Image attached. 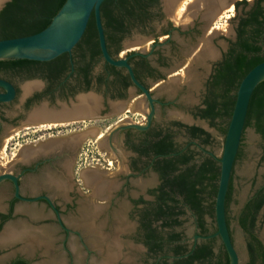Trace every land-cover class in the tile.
Wrapping results in <instances>:
<instances>
[{
  "label": "flooded vegetation",
  "instance_id": "flooded-vegetation-1",
  "mask_svg": "<svg viewBox=\"0 0 264 264\" xmlns=\"http://www.w3.org/2000/svg\"><path fill=\"white\" fill-rule=\"evenodd\" d=\"M160 11L159 3L158 11L156 10L157 17L161 16ZM174 26L168 23L166 27H162L157 32L153 31L151 21L145 27L134 26L124 34L119 43V50L115 54L117 55L123 50L124 41L129 39L134 31L153 37L147 53L142 51H137L138 53L135 54L132 51L123 52L135 78L149 91L153 99L152 105L142 91L132 83L125 68L109 65L101 55L85 56L78 62V58L73 52L74 48L61 65L57 62H50L52 60L38 61L39 63L34 66V69L16 74L24 84L35 80L40 81V84L37 83L40 90L28 97L22 105L25 111L42 98L53 101L57 97L65 98L80 90H94L102 97L103 108L99 118L57 124L54 127L57 134L54 139L59 136L63 137L66 132L72 131L67 129L72 125H75L80 131L96 121H101L102 124L98 126L101 131L103 127H106L104 122L112 118V115L109 114L118 109H124L125 113H131L130 108L137 109L140 112L135 113L141 118L133 119L125 114L114 123L112 128L111 126L107 128L109 131L106 135H98V138L103 136L100 141L103 153L108 157L116 155L114 161L118 159V161L122 160L126 163V167L120 169V175H123L122 172H124V176L119 182V191H116V185L107 175V171L111 170L113 163L106 158L102 159L105 163L101 165L107 171H97V173L99 172L105 180L110 181V185L114 187L109 188L111 190L107 189L102 195L94 194L95 191L92 188L93 185L90 184L88 175L96 170L84 169L81 173L76 170L75 163L81 155L92 157V154L86 153L91 150L86 148L84 151L83 140L79 141L78 138L70 137L73 139L72 145L57 147L53 151L33 155L27 159L17 155L6 162L8 165L0 174H10L16 177L18 191L16 192L12 180L4 179L0 182V233L4 230L1 236L10 227L19 233L23 231L15 229L13 226L6 227L7 224L14 223L24 226L30 232L45 235L47 238L43 245H36L31 252L17 251L6 260H0V264H35L36 261H40L39 264H48L50 258L56 262L61 260L62 264H76L75 253L69 249V241L71 237H76L84 246L86 253L89 254L88 244L84 238L86 237L85 231L87 234H91V224L88 226V223L84 224L83 221L86 220L84 216L90 213L89 210L94 207L99 210L93 223L95 234L100 232L103 235L110 233V236L118 237H141L143 230L139 229L140 216L146 206L154 202L152 190L160 184L159 175L154 170L156 158L152 151L155 134L158 132L162 133L161 136L167 132L172 133L171 139L174 147H179L180 152L187 149L191 151L194 163L200 162L204 157L220 159L208 149L214 143L211 132L197 124L206 123L208 128H215L219 122L222 127L226 124L227 119L223 113L211 120L203 117L202 111L206 108L207 102L212 100V91L218 95L223 93L224 86L215 87L213 81L220 64L229 57V50L237 40L236 28L233 29V38L226 41L225 50L217 48L216 53L212 52L206 60L198 62L192 60L194 51L197 50L204 33L208 37L207 34L210 31L202 33L203 24L199 19L194 20L193 24H189L184 31ZM176 36L183 37L184 45L176 41ZM111 49L112 52H115L116 46ZM178 64L181 65L180 68L175 70L176 72H171ZM58 65H60L59 69H62H60V76L52 82L49 80L48 74L53 71L51 67H58ZM82 67L83 69H81ZM183 69H186V74L183 73ZM0 78L9 81L16 89V97L13 101L0 103V120L3 124L6 109L18 102L19 93H22V85L18 86L1 74ZM170 85L174 87L173 93L166 92ZM131 89H133L132 95L130 94ZM3 91L0 88V92ZM234 92V89H231L229 94L233 96ZM224 101L225 98H216V111ZM170 108L175 111L174 117L165 114V110ZM157 111H160L163 116L159 122L156 120ZM15 112L17 115L9 120L10 126L17 125L20 120L25 118L24 114L17 112L16 107ZM189 122L192 125L188 124ZM190 127H197L204 133L200 132L196 137H193L187 130ZM221 128L219 132L222 134ZM174 131L183 133L186 137L184 144L177 143ZM60 133L62 135H59ZM50 138L51 135L47 138L39 136L34 139L36 144L32 145L33 151H41L45 150L47 146L49 147L50 142L54 140ZM33 151L24 152L32 153ZM238 158L239 150L236 161ZM154 176H156V182H154ZM133 178L140 180L136 183L139 190L134 195L130 191L127 192L126 200H122L119 197L121 191L130 190L131 185L134 186L131 182ZM144 179L147 180L144 181ZM119 216L122 218L120 219ZM130 222L134 223V229H129ZM102 223L103 226L100 227ZM110 223H114L112 224L114 229L108 228ZM114 226L119 230L115 231ZM216 231L212 228L209 229V235H204L195 226L191 239L186 236L184 231L183 233L189 243H200L214 238V253L220 254L222 250L225 251V248L220 237L215 235ZM229 231L233 241L230 228ZM21 245L19 243V246ZM27 247V251H29L32 248L31 243H28ZM143 247L147 252L146 247ZM147 259L146 263L152 264L151 260ZM87 262L88 260L85 258L84 264H88Z\"/></svg>",
  "mask_w": 264,
  "mask_h": 264
},
{
  "label": "trees",
  "instance_id": "trees-1",
  "mask_svg": "<svg viewBox=\"0 0 264 264\" xmlns=\"http://www.w3.org/2000/svg\"><path fill=\"white\" fill-rule=\"evenodd\" d=\"M65 0H11L0 11V40L35 34L47 27ZM242 6L236 16L237 40L229 50L217 70L213 86L223 85V93L211 92L212 100L207 102L202 116L211 120L219 114L226 116V124L221 128L225 136L234 107L236 90L242 78L257 64L264 62V0H246L235 3ZM159 0H104L100 7V17L104 28L108 51L115 55L124 34L134 26L145 27L156 15ZM248 7L247 10H244ZM116 46L115 52L111 48ZM79 60L85 56L101 55L95 19L91 15L86 30L73 49ZM64 53L50 62L61 65L66 61ZM38 61L26 59L0 60V73L21 74L34 69ZM60 65L53 66L48 74L52 82L60 76ZM52 66V65H51ZM83 69V67L81 68ZM62 70V69H61ZM234 89V95L230 90ZM216 98H225L216 111ZM253 127L264 140V81L254 89L245 120V128ZM196 137L203 132L197 127L187 128ZM155 134L152 151L155 156L154 170L159 175L160 184L152 190L154 202L146 206L139 220L143 235L135 240L146 247V256L152 264H229L225 251L214 253V238L200 243H189L181 228L182 217L188 209L194 224L202 234L209 235L206 217L215 222V197L220 175L219 159L204 157L200 162H192L193 154L188 149L180 152L174 147L172 133ZM207 143V140H205ZM232 179L226 194V220L229 227L228 206L232 198ZM264 206V186L258 189L245 203L238 223L246 236L247 264H264V246L256 234L258 216Z\"/></svg>",
  "mask_w": 264,
  "mask_h": 264
},
{
  "label": "water",
  "instance_id": "water-1",
  "mask_svg": "<svg viewBox=\"0 0 264 264\" xmlns=\"http://www.w3.org/2000/svg\"><path fill=\"white\" fill-rule=\"evenodd\" d=\"M10 1L11 0H0V11L5 7L6 3ZM103 1L104 0H65L58 12L52 17L49 25L43 30L27 36L0 40V60L26 59L31 61H50L64 53H70L82 38L88 21L93 14L99 48L103 60L113 67L125 68L132 83L142 91L152 105L153 99L150 96L149 91L137 81L130 64L127 62L124 55H122L124 50L115 56L111 55L108 51L104 28L100 17V7ZM234 1L236 0H194L188 7V14L194 20L199 19L203 24L202 33H204L207 29L208 23L212 20L217 11L225 5L232 4ZM159 3L165 16L172 17L175 6L167 9L164 0H159ZM206 14H211L207 20L203 19V16ZM177 23L181 30L187 27L186 22ZM174 27L176 28L177 25ZM202 38L208 39L209 37L204 35ZM149 40H153L151 35L134 31L132 37L126 39L123 46L131 45L125 48V50L132 51V53L135 54L138 52L132 49L133 45H140L137 44L140 42L146 44ZM201 55L202 49L198 48L194 51L192 59L198 58V56L201 57ZM262 81H264V62L253 67L240 81L236 90L233 111L224 137L222 155L219 159L220 175L214 205L217 228L215 235L220 237L224 245L229 258V264H240V260L234 242L231 239L226 220V194L245 130V120L249 101L254 89ZM32 82L40 84L39 80L31 81L30 83ZM39 87H35L26 93L22 89L16 110L17 112L24 114L25 118L20 120L17 125L11 126L12 129L36 125H54L77 120H93L100 117L103 108V99L94 90H80L65 98L57 97L53 101L47 98H42L40 101L34 102L31 107L25 111L22 108L23 103L28 97L35 92H38L40 90ZM0 88L4 90L3 92H0V103H9L15 99L16 89L9 81L0 78ZM130 94H133V89H131ZM2 126L3 124L0 120V140ZM76 134L78 140L82 141L86 136V131L82 130ZM68 138L70 137H62L61 139ZM1 145L0 141V146ZM65 146L63 145L61 147ZM49 148L50 149L47 151H53L56 149V147L53 146H50ZM4 179L12 180L15 184L16 192L18 191L16 177L10 174H0V182ZM83 222L85 224L87 221L84 220ZM94 229L95 228L91 227V234L93 235L95 234ZM111 237H115L114 239L117 241V236L113 235ZM195 237L197 238L198 236ZM104 249H106V243H104Z\"/></svg>",
  "mask_w": 264,
  "mask_h": 264
},
{
  "label": "rangeland",
  "instance_id": "rangeland-1",
  "mask_svg": "<svg viewBox=\"0 0 264 264\" xmlns=\"http://www.w3.org/2000/svg\"><path fill=\"white\" fill-rule=\"evenodd\" d=\"M183 0H175V7L172 17L165 16L164 12L161 8V16L157 17L155 16L151 20V24L153 27V31L157 32L162 27H166L168 23L172 25H177L180 23L181 19L185 17L187 26L189 24H193L194 19L190 17L188 14V7L193 2L186 1L184 4V10L182 11L181 18L177 20L175 17V13L177 11L178 4L182 2ZM242 0H236L230 5H225L221 9L217 11V13L214 15L212 20L208 23L207 30L208 37H210L212 43H210V48L212 52H217V48H221L223 50L226 49V41L228 39L233 38V29L235 28V25L237 23L236 16L242 12V6L236 7L235 3ZM249 4L253 2V0H246ZM248 7H246L244 10H247ZM176 10V11H175ZM186 29V28H185ZM183 29V31L185 30ZM206 35V33H204ZM132 37V36H131ZM130 37V38H131ZM183 37L176 36V41L179 44H183L182 41ZM126 41V40H125ZM124 41V42H125ZM152 40H149L146 44H143L142 42L137 43L140 45L138 46V49L136 51H142L143 53H147L149 51L150 43ZM181 44V45H182ZM200 44V43H199ZM198 44V46H199ZM180 45V46H181ZM131 45L123 46L122 49L124 50V53H129L125 50V48L129 47ZM124 55V54H123ZM190 61V60H189ZM181 65H177L171 72H176L178 68H180ZM186 74V69H183V73ZM2 76L11 79L13 82H15L18 86L24 85V83L14 74L9 73H0ZM183 77V76H181ZM184 79V78H182ZM189 95V94H188ZM21 96V93H19V98ZM190 96V95H189ZM18 98V99H19ZM18 105V102H15L12 104L7 111L5 112V119L3 121V130L1 133V146H0V172H3L6 167L7 163L11 157H16L19 155V151L23 147H27L30 145L36 144L33 140L36 139L39 136H43L44 138L49 137L51 135L50 139H54L57 135L54 127L47 128L43 127L41 125L36 126H29V127H18L16 129H12L10 126L9 120L13 119L17 115L15 112V107ZM131 113H125L124 109H118L114 111L113 113L109 114L112 115L111 119H108L106 122V127H103V129L100 131L98 129V126L102 124L101 121L94 122L91 126L86 127V136L83 139V147L84 151L86 148L91 150V152H86L87 154L91 155H81L79 159H77V162L75 163L76 170L80 173L84 169H93L96 171H107L102 167L101 164H104L105 162L102 159L108 158L110 162L113 163V166L111 170L107 171V175L110 176L111 181L114 182L116 185V191H119V182L122 180V177L124 176V172H122L123 175H120L122 168L126 167L125 161L116 160V155L112 157H108L105 155L102 151V147L100 144L101 139L104 135L107 134L109 129H107L109 126L111 128L113 127L114 123L119 120L121 117H123L125 114L129 117H132L133 119L137 118L140 119L141 116L136 114L135 112H140L137 109L130 108ZM134 113V115H132ZM165 114L167 116L174 117L175 111L170 108L165 110ZM163 118L162 113L160 111H157L156 113V120L159 122ZM186 123V122H185ZM188 124L192 125L191 122ZM197 125H200L204 127L206 130L211 132L214 143L211 147H209V151H212L214 155H216L218 158L222 155L223 145H224V136L219 132L220 128L222 127L221 122L217 123V126L215 128L211 127L208 128V125L206 123H198ZM42 128V129H41ZM75 128V129H73ZM68 131L63 137H74L77 139L78 128L75 125L68 126ZM82 131V130H80ZM101 134V138H98V135ZM59 135H62L60 133ZM175 139L177 143L184 144L186 141V137L183 135L180 131H174ZM59 138H62V136H59ZM58 139V138H57ZM86 157V159H85ZM94 158V159H93ZM92 171L91 173H93ZM89 173V175L91 174ZM111 173V174H110ZM88 175V176H89ZM101 175V174H100ZM147 179H144L146 181ZM140 182V180L137 178L131 179V182L134 186L131 185L130 190H124L121 191V195L119 196L122 200H126L127 192H131L133 195L136 194V192L139 190V188L136 186V183ZM154 182H156V176H154ZM264 186V140L262 137L255 131V129L251 126L247 127L244 130L242 141L239 147V158L236 161L233 169V178H232V198L228 206V219H229V228L231 230L233 242L236 248V251L239 256L240 264H247L248 263V253L246 249V236L242 228L240 227L238 223V217L245 205V203L250 199V197L261 187ZM138 189H137V188ZM93 202L97 203V201ZM259 221L256 228V234L258 235L259 239L264 245V208L261 210L259 214ZM183 224L179 230H183L188 238H192L194 231H195V224H194V218L192 217L190 211L186 209L185 215L182 217ZM206 222L208 224V227L212 229L211 220L206 217ZM67 224V222L65 221ZM109 229H114L112 227V224L110 223ZM134 223L129 224V229H134L133 227ZM24 232V231H23ZM19 232L12 237L8 239H16L19 237ZM110 235V233H107ZM22 235V234H21ZM20 235V236H21ZM3 238V236H1ZM71 242L69 241V249H71L75 254V263L76 264H84V259L87 258L88 264H95V260H100L103 255H99L98 252H95L88 244V253H86V250L82 243L78 241L76 237H71ZM136 238H132L130 236H117V241L121 244V248L119 250V256L117 257V260L115 261V264H147V256H146V250L142 246L141 243L137 242L135 240ZM21 246H19V243H13V244H0V260H6L10 255L15 254L18 249ZM24 248V247H23ZM38 260V259H37ZM40 261H36L35 264H39ZM101 262V261H99Z\"/></svg>",
  "mask_w": 264,
  "mask_h": 264
},
{
  "label": "bare ground",
  "instance_id": "bare-ground-1",
  "mask_svg": "<svg viewBox=\"0 0 264 264\" xmlns=\"http://www.w3.org/2000/svg\"><path fill=\"white\" fill-rule=\"evenodd\" d=\"M188 1V2H192L194 0H183L182 2H180L178 4V7H177V11H176V15L175 17L177 18V20H179L181 18V15H182V11L184 10V4L185 2ZM164 3L167 7V9H170L171 7H173L175 5V0H164ZM211 16V14H206L203 16V19H209V17ZM186 17V16H185ZM185 17H183L181 19L180 22H186L185 20ZM210 37L207 39V38H201L200 40V44L198 46V48H201L202 49V55L201 57L198 56V58H193L192 60L193 61H198V62H203L205 59L208 58V56L210 54H212V51H211V46H210ZM197 48V49H198ZM132 49L136 50L138 49V46H134L132 47ZM189 59V58H188ZM173 84V83H172ZM176 85V84H175ZM38 84L37 83H25L24 85H22V89L23 91L26 93V92H29L31 91L33 88L37 87ZM168 93L174 91V87H172L171 85L166 89ZM136 106V105H135ZM67 124V123H66ZM41 126H45L47 128H52V127H56L57 124H50V125H41ZM42 129V128H41ZM72 140L71 138H68V139H61V138H58V139H54L53 141L50 142V146H53V147H61V146H67V145H72ZM49 146V147H50ZM35 153H28V152H24L23 154H21V157L22 158H25L26 156H30V155H33ZM87 175V174H86ZM89 181H90V184L93 185L92 188L94 189L95 193L97 196L99 195H102L103 193H105L109 187V185L111 184L110 181L108 180H105V178L103 176H101L99 174V172L97 173V171L91 173L89 175ZM92 208V207H90ZM98 208H92L89 210L90 213H87L86 216V221L88 223V226L89 224H91V227L95 228L94 227V219L95 217L98 215ZM84 214V213H83ZM85 215V214H84ZM120 219L122 218L121 216H119ZM119 221V220H118ZM103 226V223L100 225V227ZM115 227V226H114ZM119 230L118 227H115V231ZM85 241H87V244H89V246L95 251V252H98L99 255H103V257L99 260L101 262H99L98 260H95L94 263L95 264H115V261L117 260V257L119 256V250L121 248V244L116 241L113 237H111L110 235H103L102 233H96V234H87V232L85 231ZM17 234V232L15 230H13L11 227L7 230V232L5 234H3V238H1L0 236V241H3V240H7L6 238H12L14 237L15 235ZM22 234V236L25 234L23 232L19 233V237L20 238V235ZM93 235V237H92ZM95 236V237H94ZM16 238V239H18ZM29 244L31 243L32 245V241H27ZM28 243H27V246H28ZM104 243H106V249H104ZM25 246L23 248V250L27 251L28 250V247ZM30 247V246H29ZM61 260H59V263H60ZM62 262V261H61Z\"/></svg>",
  "mask_w": 264,
  "mask_h": 264
},
{
  "label": "crops",
  "instance_id": "crops-1",
  "mask_svg": "<svg viewBox=\"0 0 264 264\" xmlns=\"http://www.w3.org/2000/svg\"><path fill=\"white\" fill-rule=\"evenodd\" d=\"M33 146L32 145H30V146H25V147H23V148H21L20 149V151H19V155L21 156V153H23L24 151H27V150H32L33 151ZM50 148L47 146L46 147V149L45 150H41V151H33V153H35V154H33V155H40V154H43L44 152H48L47 150H49ZM33 155H30V156H27V157H25L24 159H27V158H29V157H31V156H33ZM85 176V175H84ZM113 185H110L109 187H108V189L109 188H111ZM114 187V186H113ZM7 226H13V227H15V229H21V230H23L22 232L23 233H25L23 236L21 235L20 236V238H18V239H8V238H6L7 240H3V241H0V244H13V243H21L22 245H21V247L18 249V251L19 252H21V253H26V252H31L32 251V249L36 246V245H43V242H45L46 241V236L45 235H39V234H37L36 232L35 233H33V232H30L28 229H26L24 226H20L19 224H14V223H9V224H7L6 225V227ZM5 227V228H6ZM4 228V229H5ZM20 230V231H21ZM4 231V230H3ZM2 231V232H3ZM2 232L0 233V236H1V234H2ZM71 239L72 238H70V243L71 244H73V242H71ZM27 241H32V248L29 250V251H24L23 250V247L25 246V243L27 242ZM48 264H62V262L61 263H59V262H56L53 258H50V260L48 261Z\"/></svg>",
  "mask_w": 264,
  "mask_h": 264
}]
</instances>
